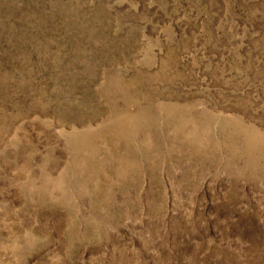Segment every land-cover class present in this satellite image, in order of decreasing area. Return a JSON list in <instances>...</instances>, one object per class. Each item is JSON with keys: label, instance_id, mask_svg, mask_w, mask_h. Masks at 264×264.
I'll return each instance as SVG.
<instances>
[{"label": "rangeland", "instance_id": "obj_1", "mask_svg": "<svg viewBox=\"0 0 264 264\" xmlns=\"http://www.w3.org/2000/svg\"><path fill=\"white\" fill-rule=\"evenodd\" d=\"M0 264H264V0H0Z\"/></svg>", "mask_w": 264, "mask_h": 264}]
</instances>
